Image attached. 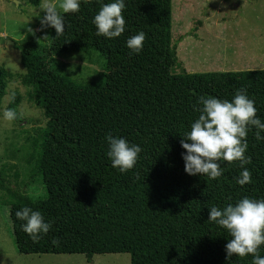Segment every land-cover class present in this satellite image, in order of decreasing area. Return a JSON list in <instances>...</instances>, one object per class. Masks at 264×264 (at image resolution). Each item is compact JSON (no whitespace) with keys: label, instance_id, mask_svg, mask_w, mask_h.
Returning a JSON list of instances; mask_svg holds the SVG:
<instances>
[{"label":"trees","instance_id":"1","mask_svg":"<svg viewBox=\"0 0 264 264\" xmlns=\"http://www.w3.org/2000/svg\"><path fill=\"white\" fill-rule=\"evenodd\" d=\"M30 1L39 7L40 0ZM100 4L80 0L77 12L62 13L65 31L56 36L52 28L46 45H16L24 75L0 68V105L7 83L19 77L34 87L35 104L49 120L30 175L43 195L11 185L15 165L0 170V204L9 207L17 251L81 254L88 263L97 254L127 253L131 264H251V255L226 259L231 237L207 221L208 208L264 199V140H256L255 128L247 133L244 167L251 182L241 186L238 161H219L223 172L215 180L186 174L180 139L199 115L201 96L231 101L243 89L264 122V70L176 73L172 0H125V31L112 39L95 34L92 18ZM140 31L142 50L132 53L125 41ZM71 54H97L104 61L101 79L80 83L67 75L58 58ZM19 104L15 94L8 109L17 115ZM106 134L141 147L131 170L112 167ZM25 206L52 225L35 241L14 215ZM258 255L264 256V245Z\"/></svg>","mask_w":264,"mask_h":264},{"label":"rangeland","instance_id":"2","mask_svg":"<svg viewBox=\"0 0 264 264\" xmlns=\"http://www.w3.org/2000/svg\"><path fill=\"white\" fill-rule=\"evenodd\" d=\"M14 1H19L17 7ZM45 3L35 7L30 0H0V68L24 75L20 51L15 47L29 41L46 45L51 27L42 26ZM59 11V9H57ZM62 14V12H61ZM31 29V31H29ZM246 35L264 36V0H172V38L177 46L178 65L174 72L202 74L211 72L264 70V45L254 48ZM45 37L47 39L45 40ZM259 49L262 53H258ZM63 71L80 83L98 82L104 74V61L97 55H64L58 58ZM15 94L20 97L15 119L6 121ZM48 119L34 100V87L14 77L7 83L0 105V170L16 166L10 183L34 197L43 195L41 184L30 178L34 154L39 149ZM0 264H131L129 254H97L88 263L81 254H20L15 246L9 207L0 204Z\"/></svg>","mask_w":264,"mask_h":264},{"label":"clouds","instance_id":"3","mask_svg":"<svg viewBox=\"0 0 264 264\" xmlns=\"http://www.w3.org/2000/svg\"><path fill=\"white\" fill-rule=\"evenodd\" d=\"M79 8L80 0H59L58 5L45 3L42 10L45 15L40 23L54 28L56 36L61 35L65 31L61 12H77ZM124 8L125 0H110L109 3L101 0L100 8L92 18L95 34L107 39L121 36L125 31V19L122 15ZM144 41L145 33L140 31L128 37L125 46L132 53L139 54ZM198 103L199 115L190 123V130L181 134L180 139V146L185 150L181 154L185 173L191 176L206 175L215 180L223 172L219 161H238L242 170L235 179L236 184L243 186L251 182V174L244 167L249 163V158L245 156L248 147L245 138L255 128L256 140H264L261 135L264 133V122L256 116L254 101L248 98L243 89H239L231 101L201 96ZM15 117L16 113L11 109L2 112V118L6 121ZM105 141L106 156L112 167L121 173L131 170L142 151L141 147L111 134L105 135ZM14 215L22 222L20 229L34 241L47 234L52 226L44 221L39 211L27 206L18 209ZM207 221L225 229L231 237L225 244L226 259L230 260L234 255L239 258L251 255V264H264V256L258 255L260 246L264 245V199L243 197L235 204L229 203L223 208L212 206L208 208Z\"/></svg>","mask_w":264,"mask_h":264},{"label":"crops","instance_id":"4","mask_svg":"<svg viewBox=\"0 0 264 264\" xmlns=\"http://www.w3.org/2000/svg\"><path fill=\"white\" fill-rule=\"evenodd\" d=\"M246 43H248L249 45H253L254 48H257V47H262L264 45V36L262 35L259 39H257V36L255 35H246ZM258 53H262L259 49V52Z\"/></svg>","mask_w":264,"mask_h":264},{"label":"water","instance_id":"5","mask_svg":"<svg viewBox=\"0 0 264 264\" xmlns=\"http://www.w3.org/2000/svg\"><path fill=\"white\" fill-rule=\"evenodd\" d=\"M9 1H11V0H9ZM14 3H15V5L17 6V7H19V4H20V2L19 1H14ZM1 45H4V44H14V42H12V41H3V42H1L0 43Z\"/></svg>","mask_w":264,"mask_h":264}]
</instances>
